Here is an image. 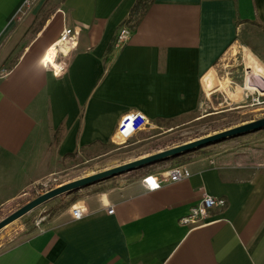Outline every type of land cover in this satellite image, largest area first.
Segmentation results:
<instances>
[{"label": "crops", "instance_id": "obj_1", "mask_svg": "<svg viewBox=\"0 0 264 264\" xmlns=\"http://www.w3.org/2000/svg\"><path fill=\"white\" fill-rule=\"evenodd\" d=\"M26 1L0 0V210L68 155L114 141L125 113H145L161 137L231 110L227 90L208 96L204 80L233 51L264 67V0H141L135 11L140 0ZM123 25L130 38L117 47ZM65 27L77 45L58 57ZM217 91L219 107L201 113ZM252 137L81 188L82 219L68 210L0 252V264H264V138ZM176 164L191 176L148 189L144 176ZM204 193L227 206L203 225L180 223Z\"/></svg>", "mask_w": 264, "mask_h": 264}, {"label": "rangeland", "instance_id": "obj_2", "mask_svg": "<svg viewBox=\"0 0 264 264\" xmlns=\"http://www.w3.org/2000/svg\"><path fill=\"white\" fill-rule=\"evenodd\" d=\"M59 44L64 51L65 47L61 43ZM56 52L57 46L52 48L51 54L55 55ZM247 72H249L248 79ZM253 73L264 77V67L259 64L253 55H245L242 51H233L223 59L215 70L212 77L213 80H209L212 75L204 80L208 96L215 89L227 90L234 102L231 110L184 123L173 131H168L161 137H157L156 135L161 131L163 132V130L156 126H146L134 135L135 137L139 133L140 138L135 137L134 139L133 137L125 142L115 139L109 143L97 144L94 147L83 149L79 153L68 155L65 160L58 163L57 168L52 173L26 186L23 193L17 199L2 207L0 210V221L32 199L64 183L133 161L144 155H149V153L160 148H163V150L172 148L244 122L264 117V90L261 89L254 92V96L258 95L259 97L260 102L258 104L251 105L249 101H246V91L244 90L246 85L256 88L253 83L263 81L260 77L257 79ZM211 97L213 102L207 100L206 104L202 107L201 113L214 111L215 108L219 107L220 100L224 98L220 91H217ZM238 105H242V107H238ZM250 133H246L253 135L252 138H247L248 141L255 142L264 138V129L261 132L254 131ZM246 134L243 135L246 136ZM236 137H233V139ZM220 142L197 149L207 148ZM195 151L196 149L193 150V152ZM150 165L141 167L137 171L136 169L126 171L105 180L113 181L118 178L120 179L121 176L124 177V175L128 176V179L137 175L140 176L141 174L137 173L148 171L147 169H150ZM79 191L80 189H77L56 196L0 229V252L20 241L28 239V237L44 225L56 224L63 221L66 217V212L71 209V206L79 203L77 201V193Z\"/></svg>", "mask_w": 264, "mask_h": 264}, {"label": "built area", "instance_id": "obj_3", "mask_svg": "<svg viewBox=\"0 0 264 264\" xmlns=\"http://www.w3.org/2000/svg\"><path fill=\"white\" fill-rule=\"evenodd\" d=\"M31 1L33 0H27L25 3L26 6H28L31 3ZM77 34L78 32L76 30H73L72 28L69 27H65L62 30L57 42H60L65 47V50L66 48L68 49V47L70 46L75 48V46L77 45V39H75L77 37L76 36ZM130 34L131 31L129 26L123 25L120 28L115 38V45L117 47H122L130 38ZM73 41L76 42L75 46L72 45ZM58 49H59L58 57L60 56L61 53L65 54V50L63 51L61 47H59ZM247 73H248L247 74V79H248L249 72ZM253 84L254 86H256V89H250L247 85L244 89L246 91V101H249L251 105H255L260 102L258 95L254 96V92L259 91L261 89L264 90V80H263V85H259V84L257 85L255 83ZM147 123H148V117L146 116L145 113L141 111H132L125 113L122 116L119 125L117 127L115 133L116 139L117 140L119 139L120 141L123 142L130 140L131 138L134 137V135L138 131H140L143 127H145ZM190 176H191V171L189 170V168H187L183 164H176L172 166L166 173L156 172L144 176L143 181L146 183L149 190H155L160 188L164 184L186 179ZM226 206H227V200L225 198L216 197L204 193L201 200L190 208L189 213H187L186 215L180 218V223L188 226L203 225L206 219L212 214V212L215 209H224ZM112 212H113V208L110 207L109 213ZM70 213H71V217L74 220L82 219L85 214L83 208L79 206V203H75L71 206Z\"/></svg>", "mask_w": 264, "mask_h": 264}, {"label": "water", "instance_id": "obj_4", "mask_svg": "<svg viewBox=\"0 0 264 264\" xmlns=\"http://www.w3.org/2000/svg\"><path fill=\"white\" fill-rule=\"evenodd\" d=\"M262 129H264V117L244 122L242 124L222 130L212 135L202 137L172 148L161 150L159 152L140 157L122 165H118L116 167H112L100 172H96L89 176L64 183L32 199L31 201H29L28 203H26L25 205H23L22 207L2 219L0 221V229H2L4 226L11 223L12 221L18 219L19 217L23 216L24 214L28 213L37 206L41 205L42 203L51 200L52 198L59 196L63 193L84 188L86 186L95 184L97 182L105 180L106 178L116 176L126 171L138 169L162 160L174 158L180 154L192 151L200 147H204L216 142H220L229 138H233Z\"/></svg>", "mask_w": 264, "mask_h": 264}, {"label": "trees", "instance_id": "obj_5", "mask_svg": "<svg viewBox=\"0 0 264 264\" xmlns=\"http://www.w3.org/2000/svg\"><path fill=\"white\" fill-rule=\"evenodd\" d=\"M140 4H141V0L140 1H138V5H136V7H135V9H134V11L135 10H137L138 8H139V6H140ZM148 6H149V2L148 1H146L145 3H143V5H142V10H144L145 11V9H147L148 8Z\"/></svg>", "mask_w": 264, "mask_h": 264}, {"label": "bare ground", "instance_id": "obj_6", "mask_svg": "<svg viewBox=\"0 0 264 264\" xmlns=\"http://www.w3.org/2000/svg\"><path fill=\"white\" fill-rule=\"evenodd\" d=\"M253 75H255V77L257 78V79H259L258 77H260L262 80H264V77H261V76H257L255 73H253ZM256 81V80H255ZM259 81V80H258ZM216 83V82H215ZM255 83H258V82H255ZM249 88L250 89H256V88H254V87H252V86H249Z\"/></svg>", "mask_w": 264, "mask_h": 264}]
</instances>
